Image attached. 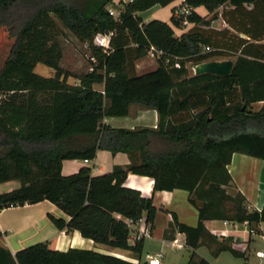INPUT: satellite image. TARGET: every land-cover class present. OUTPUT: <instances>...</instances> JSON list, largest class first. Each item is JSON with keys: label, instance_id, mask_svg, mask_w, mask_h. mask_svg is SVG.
I'll return each instance as SVG.
<instances>
[{"label": "trees", "instance_id": "obj_1", "mask_svg": "<svg viewBox=\"0 0 264 264\" xmlns=\"http://www.w3.org/2000/svg\"><path fill=\"white\" fill-rule=\"evenodd\" d=\"M113 0H0V28L15 38L0 70V183L18 180L19 188L0 193V209L49 200L70 218L49 214L60 230H79L95 243L130 251L141 259L145 237L131 242L130 222L145 218L152 229L157 207L152 198L126 187L129 172L155 180V190L184 188L198 208L197 226L175 225L197 249L207 234L204 221H247L258 230L261 211L249 210L245 197L232 196L225 186L234 152L264 159V0H186L220 14L228 27L216 29L194 11L193 24L177 36L160 19L144 23L139 12L173 0H132L119 16L110 13ZM252 5V7H249ZM223 7L219 13L218 9ZM175 10V9H174ZM60 22L97 59L93 70L67 82L60 65ZM240 33L247 37L240 36ZM111 34L109 47L95 43ZM151 46L162 51L157 69L142 75L135 61ZM209 46L211 50L202 49ZM235 57L228 76L190 75L187 64ZM38 63L56 70L54 77L35 72ZM104 84V92L94 88ZM263 102L259 110L252 105ZM133 103L156 109L158 128H117L106 116H127ZM175 119V120H173ZM165 144L151 149L154 140ZM99 149L129 154L131 164L92 175L82 167L62 173L66 159H94ZM188 264H211L204 258ZM0 264H149L93 249L66 251L39 242L13 254L0 247Z\"/></svg>", "mask_w": 264, "mask_h": 264}, {"label": "crops", "instance_id": "obj_2", "mask_svg": "<svg viewBox=\"0 0 264 264\" xmlns=\"http://www.w3.org/2000/svg\"><path fill=\"white\" fill-rule=\"evenodd\" d=\"M181 1L173 0L166 6L157 4L148 10L139 12L138 15L144 23L153 19H160L172 24L171 17L173 16L174 9L181 4ZM124 3H126L125 0H113L111 2L110 7L116 10L117 16L124 10ZM249 7H252V5ZM164 9L169 10L168 17L158 15ZM219 9L222 11L223 7ZM195 11L205 20H208L205 11L206 13L213 14L212 19L214 21L221 20L225 25L224 28L229 26L220 14L218 17H214V13L209 12L204 6L195 8ZM208 26L212 27L210 24ZM188 29L183 30L182 33ZM240 36L247 37L242 33H240ZM101 37L105 39L103 45L98 42ZM110 38L111 34H98L95 43L108 48ZM10 42L7 27H1L0 61H2L3 49ZM6 58L3 60V64ZM224 58L235 61V57L225 56ZM138 60L135 61L134 72L137 75L150 72L141 71L140 66L142 64ZM150 66L152 68L151 71H153L158 68L159 63L158 61L151 62ZM55 74L56 70L47 66L44 74L40 73L39 75L54 77ZM67 82L71 85H80L79 76L71 73L67 78ZM94 88L104 92L103 83H95ZM0 95L3 94L0 92ZM254 105H258L260 109L263 102H257ZM103 122L117 128L135 129L147 127L156 129L159 125V113L156 109L133 103L127 116H106ZM165 147V144L159 139L154 140L151 144V149L155 150H162ZM86 160H64L62 173L64 175H71L78 172L82 167H90L92 175L96 176L112 172L116 166L127 168L131 164V158L128 153L123 151L113 153L106 149H99L94 159ZM227 169L232 177L230 183L225 186L227 193L232 196L241 193L246 199L249 210L261 211L264 207V159L242 152H234L230 163L227 165ZM154 184L155 180L153 177L132 172H129L124 183L126 187L139 190L144 197L152 198L154 205L158 209L153 228H150V236H145L141 259L135 258L130 251L95 243L92 239L84 237L79 230L68 232L66 229H58L49 219V214L63 217L66 220H69L70 217L49 200L0 209V247L7 248L13 254H16L18 250L30 245L48 242L50 247L57 250L66 251L71 247L93 249L113 254L135 263L139 261L148 262L150 257L158 256L161 264H188L195 252V259L204 258L211 264H264V257L258 255V252L264 251V222L259 224L258 230L252 231L246 221L236 222L224 219H207L204 221L207 234L201 239L198 248L192 249L187 244L186 234L181 232L175 225V219L189 226H197L199 224V210L190 201V191L184 188L155 190ZM20 186L21 183L18 180L0 183V193L14 190ZM134 227V231L147 228L148 225L145 218L134 223ZM133 234L134 232H132ZM131 242L133 243L134 241L131 239Z\"/></svg>", "mask_w": 264, "mask_h": 264}, {"label": "rangeland", "instance_id": "obj_3", "mask_svg": "<svg viewBox=\"0 0 264 264\" xmlns=\"http://www.w3.org/2000/svg\"><path fill=\"white\" fill-rule=\"evenodd\" d=\"M114 12L116 13V10L113 9ZM168 9H164L163 11H160L158 13L159 16L161 17H168ZM221 11V9H219ZM218 11V12H219ZM206 18L208 19L207 21L212 27L215 28H224V23L221 20H213L212 16L213 14L206 13ZM60 25L61 32L58 36V40L60 42L61 50H62V59L60 65H62V68L76 76H81L85 74L86 72H90L91 68L93 67L94 63L91 59V53L89 51V47L81 42L72 32H70L68 29H66L60 22H58ZM193 24L191 22L187 21H182V27H175L174 31L177 36H180L183 32V30H186L190 27H192ZM11 42L8 43V45L3 49L2 51V58L0 61V70L1 66L3 65V60L8 57L9 52H10V46H12L15 38H11L9 36ZM204 52L209 51L205 47L202 49ZM218 59H225L224 57H219ZM158 58L157 56L154 57L148 53V55L143 58L138 60V62H141L140 70L141 71H151L152 68L150 66L151 62H157ZM188 69H189V74L194 75V70H193V63H188L187 64ZM49 68V67H48ZM47 70V66L44 64H38V66L35 69L36 73H42L44 74V71ZM1 98H5L4 96L0 95V100ZM253 110L259 109L258 105H252Z\"/></svg>", "mask_w": 264, "mask_h": 264}, {"label": "built area", "instance_id": "obj_4", "mask_svg": "<svg viewBox=\"0 0 264 264\" xmlns=\"http://www.w3.org/2000/svg\"><path fill=\"white\" fill-rule=\"evenodd\" d=\"M125 1H126V2H130V1H132V0H125ZM109 10H110V13H111V14H113L114 16H117L116 13L114 12V10H113L111 7H109ZM194 11H195V8H194L193 6L189 5V4L186 2V0H182V1H181V4H179V5L175 8L173 15L175 16V18H176L177 20H180V21H184V20H185V21H187L188 18H189L190 16L193 15ZM104 41H105L104 37H101V38L98 40V42L101 43V45L104 44ZM86 45L88 46V43H86ZM205 48L208 49V50H211V48H210L209 46H206ZM149 54L152 55V56H154V57L157 56V58H158V57L161 56L162 51L159 50V49H157L155 46H151V48H150V50H149ZM90 59H91L94 63L97 62L96 57L93 56V55L90 56ZM91 70H93V67L91 68ZM86 161H87V160H86ZM140 220H142V219H140ZM140 220H139V221H140ZM246 222H247V221H246ZM134 223H136V222H130V224H129V225H130V228H131V230H132V232H134V234L131 235V239H132L134 242L137 241V240H139V239H141L142 237L150 236V227H149V226H148L147 228H143V229H139V230L134 231V230H135ZM247 223H248V222H247ZM252 231H253V229H252ZM134 242H133V243H134ZM258 255H259L260 257H264V251H263V252H258ZM148 263H149V264H161V262H160V258H159L158 256H156V257H150L149 260H148Z\"/></svg>", "mask_w": 264, "mask_h": 264}, {"label": "water", "instance_id": "obj_5", "mask_svg": "<svg viewBox=\"0 0 264 264\" xmlns=\"http://www.w3.org/2000/svg\"><path fill=\"white\" fill-rule=\"evenodd\" d=\"M235 65L233 59H212L193 65L195 75L214 74L228 76L232 73Z\"/></svg>", "mask_w": 264, "mask_h": 264}]
</instances>
